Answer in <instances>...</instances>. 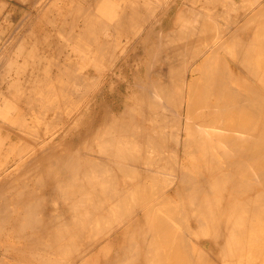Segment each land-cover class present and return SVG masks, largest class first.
Listing matches in <instances>:
<instances>
[{"label":"bare ground","instance_id":"6f19581e","mask_svg":"<svg viewBox=\"0 0 264 264\" xmlns=\"http://www.w3.org/2000/svg\"><path fill=\"white\" fill-rule=\"evenodd\" d=\"M32 1L35 5L38 2ZM49 1L55 5V0ZM73 1L74 5H65L67 13L49 11L46 1L45 9L49 8L51 14H46V18L40 16L46 34L30 31L37 13L31 19L34 25L29 24L32 28H25L29 33L25 35L30 37L31 32L33 37L28 39L36 42L35 45L39 42L38 46L43 42L51 53L57 49L64 54L65 42L75 40V52L81 51L86 59L91 55L92 61L86 62L85 58L81 61L77 53L79 56L75 57L80 62L67 52L62 61L57 59L55 51L52 54L55 59L47 57V65L44 48L23 46L25 36L21 40L12 39L8 49L16 48L15 41L17 46L22 45L18 46V53L25 58H31L35 51L37 55L42 52L45 58L39 55L38 61L27 59L30 64L33 62L32 69L28 67L32 77L26 79L27 74L23 75L24 82L19 84L20 78L17 83L12 76L13 79L2 75L10 69H6L8 64L1 66L5 57L1 58L0 66L7 72L0 68L4 72L0 73V80H7L8 87L5 86L6 93L1 82L0 96L17 93L15 87L23 85L17 97L12 94L13 102L22 100L37 109L45 103L46 108L41 109L44 115L55 114L52 118L64 120L62 124L67 129L63 135L56 131L44 139L41 134L40 139L37 134L40 136L44 124L40 128L35 125L40 133L35 131L33 136L38 138L33 141L28 129L27 134L23 133L24 124L32 117L25 122L26 117L17 118L19 124L23 123L22 134L33 142L29 139L32 147L26 145L27 149L22 147L19 152L18 141L19 153L5 154L11 160L1 153L6 161L0 164V236L3 239L2 234L7 237L10 234L15 241L4 238L5 242H12L10 245L0 241V247L5 249L0 248V264H14L13 258L6 255V249L9 252L10 248L15 253L13 256L24 257L20 258L21 264L30 259L32 264H246L248 258H252L253 264H264V235H261L264 231V27L254 29L255 22L263 15L257 12L252 15L255 11L252 7L251 16L236 13L235 20L228 19L224 26L218 17L233 18L229 13L236 11L237 6L230 10L226 4L236 5L239 1L111 0L112 4L110 0ZM242 1L244 4L245 0ZM179 4L177 21L173 24L172 8ZM260 4L261 10L264 9V4ZM248 6L241 7V12ZM57 16L63 18V23H57ZM58 31L60 37L55 35ZM123 33L131 36L119 41ZM117 41L121 43L116 46L121 48L112 51L111 45L115 46ZM25 47V53L31 52L27 50L30 47L33 52L22 54ZM3 49L2 53L13 55V49L11 54L6 46ZM104 49L113 56L112 60L109 54L106 57L110 60L107 67L103 58L100 61ZM15 58L10 61L16 62ZM13 61L7 63L12 66ZM23 65L27 67L25 62ZM33 67L34 75L39 76H33ZM102 71L105 76L100 74ZM42 72H47L45 78L40 76ZM33 77L43 83L35 82ZM97 77L100 81L105 77L98 94L105 93L100 98L96 93V98H92L87 91L97 83ZM27 80L34 83L28 85ZM76 87L82 91H78L79 95ZM42 90L47 98L42 96ZM109 91H115L114 97L108 95ZM75 93L81 104L79 99L73 103ZM86 96L92 99H85ZM2 103L4 109L10 106ZM34 106L30 109H35ZM16 108L13 110L17 112L22 107ZM8 115L1 118L11 116ZM19 115L24 116L25 111H18ZM42 115L38 116L39 120ZM36 117L32 124L41 121ZM11 120L15 126L17 121ZM52 124L55 123L46 127ZM44 130V135L49 132ZM22 142L25 144V140ZM67 142L71 145L63 148ZM75 142L83 145L75 147ZM17 145L10 148L17 149L14 148ZM0 148L1 151L2 145ZM13 150H9L10 154ZM48 203L53 205L49 211ZM193 238L197 242L193 243ZM257 254L259 259L255 257ZM26 255L31 256L29 260L25 259Z\"/></svg>","mask_w":264,"mask_h":264},{"label":"rangeland","instance_id":"374dc122","mask_svg":"<svg viewBox=\"0 0 264 264\" xmlns=\"http://www.w3.org/2000/svg\"><path fill=\"white\" fill-rule=\"evenodd\" d=\"M1 1H2V2L4 1V2H3V3L1 2L2 4L0 3V13H1V14H0V23H1V24H0V27L3 28V29L0 28V29H1L0 31L3 32L2 30H4V27L6 28V29L4 30V33L0 34V35H2V37L0 36V39L2 38V39H1V42H0V46H1V48H2V47L4 48V47L6 46V48L8 49V46H9V47H11V46H10V45H7V44H9V42H10L12 39H13V40H18V39L21 40V37L23 38V36H25V37L22 39V40H24V41L22 42V43H23V44H22L23 46H27V45H28V46H31V47L33 46V47H34V46L37 45V47H39L38 49H40V46H41L42 48H44L43 42H42V43L40 42V44H39L40 46H38V43H39V42L35 45L36 42H33V41H31L30 39H31V36L33 37V34L31 35V32L34 33V29H35V31L39 32V33H36V32H35L36 34H39V35L46 34V33H43V31H46V30H44V29H46V28H44L45 26L43 25L44 22H42V21H43V20H42L43 17H40V16H44V18H46V15H38L37 17L35 16L37 19L34 17V15H32V18H30V17H31V0H27V1H26L28 4H27L26 2H24L25 0L23 1V3L21 2V0H1ZM46 1H47V2H46ZM57 1H58V0H57ZM57 1H56V0L53 1V2H55V5L52 6V4H54V3H52V2H48V0H38V2H40V3L37 2L36 6H37V8L40 7L41 5H43V6H41V7H44V5H45L44 3L46 2V4L48 3L47 6L50 5L49 7L52 9V10H51L52 12H54L55 10H56L55 12H57V10H58V11H60V12H62V13H67V12L65 11V10L67 9L65 5L68 4L67 7H70L69 4H71V3H72V4L75 3L73 0H59L58 2H57ZM71 1H72V2H71ZM7 2H8V3H7ZM41 2H42L43 4H42ZM68 2H69V3H68ZM80 2H81V0H80ZM112 2H113V1L110 0V4H112ZM247 2H248V0L246 1V3H247ZM249 2H251V1H249ZM249 2L247 3V5L244 4V5H242V6H245V7H246V6L249 5L250 7L248 6L247 9H250V8H252V7H256V8H258L259 6H261L260 8H263L262 5H261L260 3L262 2V4H264V3H263L264 0H257L256 3H255V0L252 1V3L254 2V3H253L254 6H253V4L250 5ZM24 3H25V4H24ZM29 3H30V5H29ZM50 3H52V4H50ZM9 4L11 5V7L9 6ZM14 4H15V5H14ZM39 4H40V5H39ZM255 4H258V5H255ZM7 5H8V6H7ZM73 5H74V4H73ZM226 5H228V6H230V7H232V6L235 7V6H239L240 4H236V5L226 4ZM1 6H2V7H1ZM15 6H16V7H15ZM36 6H35V7H36ZM51 6H52V7H51ZM55 6H57V7L55 8ZM221 6H222V5H221ZM61 7L63 8V10H62ZM223 7H227V6L224 5ZM10 8H11V10H10ZM15 8H16V9H15ZM53 9H54V11H53ZM108 10H109V9H108ZM263 10H264V9L261 10V15L264 16V14H263L264 11H263ZM6 11H7V12H6ZM14 11H15V12H14ZM37 11H38V10H37ZM262 11H263V12H262ZM11 12H12V13H11ZM13 12H14V13H13ZM18 12H19V13H18ZM26 12H28V13L26 14ZM69 13H71V12H69ZM4 14H5V15H4ZM13 14H15L16 17H15V16H12ZM29 15H30V16H29ZM67 15H68V14H67ZM261 15H259V16H261ZM26 16L29 17V18L26 19ZM221 16H222V15H221ZM221 16H220V17H221ZM223 16H224V19H225V20L222 19V18H220V17H218V18H219V21L221 22V24L224 25V26L227 25V23H225V22H226L228 19H230L231 21L235 20V17H234V16H232L233 18H230V16H227V15H226V16L223 15ZM223 16H222V17H223ZM263 16H262V18H263ZM1 17H3V19H1ZM12 17H13V19H12ZM65 17H66V16H65ZM68 17H69V16H68ZM70 17H71L72 19H75L74 17H76V16H71V15H70ZM70 17H69V18H70ZM256 17H257V16H256ZM6 18H7V19H6ZM18 18H19V19H18ZM20 18H21V19H20ZM24 18L26 19V21H23ZM34 18H35V20H36V21H34V23H35V22H36V23H35V26H32V25H34V23H33V21H32V20H34ZM40 18H41V19H40ZM55 18H56V17H55ZM61 18H62L61 16H59V17L57 16V18H56L57 23H59V24L63 23V22H61ZM66 18H67V17H66ZM76 18H77V17H76ZM240 18H242V17H240ZM262 18H259L258 20L256 19L258 22H257V21L255 22L256 25H255L254 29H257L256 26H258V30H259L260 28H263V27H264V26H263L264 24L262 25V27H261V25H260V24H262V23L264 22V18H263V22H262V20H261ZM8 19H9V20H8ZM25 19H24V20H25ZM28 19H29V20H28ZM31 19H32V20H31ZM58 19H59V20H58ZM64 19H65V18H64ZM79 19H80V18H79ZM1 20H2V21H1ZM18 20H19V21H18ZM20 20H21V21H20ZM62 20H63V18H62ZM75 20H78V18L75 19ZM223 20H224V21H223ZM259 20H261V23L259 22ZM5 21H6V22H5ZM27 21H28V22H27ZM63 21H64V20H63ZM176 21H177V15H171V17H170V22H172V23L174 24ZM222 21H223V22H222ZM2 22H3L4 25L2 24ZM19 22H20V25H19ZM22 22H23V23H22ZM24 22L27 23L28 25H29V24L31 25V24L33 23V24L31 25L33 28H32L30 25H29V27H27V26H26L27 24H25L24 27H23ZM29 22H30V23H29ZM60 22H61V23H60ZM21 23H22V24H21ZM172 23H171V24H172ZM257 23H258L259 25H257ZM17 24H18V25H17ZM234 24H235V23L232 22V26H233ZM1 25H2V26H1ZM12 25H13V26H12ZM36 25H37V26H36ZM237 25H238V23H237ZM17 26H18V27H17ZM19 26H20V27H19ZM234 26H235V25H234ZM15 27H16V28H15ZM18 28H19V29H18ZM21 28H22V29H21ZM25 28H29V30H30V28L33 29V31L30 30L31 32L28 30V31L30 32V35H29L30 37H28V34H29V33L27 32V29H26V31H25ZM14 29H15V30H14ZM17 29H18V31H17ZM20 29H21V30H20ZM10 30H11V31H10ZM19 30H20V31H19ZM23 30H24V31H23ZM39 30H40V31H39ZM21 31H22V32H21ZM1 32H0V33H1ZM6 32H7V34H6ZM8 32H9V33H8ZM11 32H12L13 34H15V35H12ZM25 32L28 33V34L26 33L27 36L25 35ZM46 32H47V31H46ZM58 32H59V31H58ZM22 33H24V34L22 35ZM41 33H42V34H41ZM53 33H54V32H53ZM5 34H6V35H5ZM10 34H11V35H10ZM16 34H17V35H18V34H19V35L21 34V35H20V36L18 35V36H19V38H18V36H16ZM58 34L61 35V32H59V33L55 32V35L60 37V35H58ZM68 34H69V33H68ZM7 35H8V36H7ZM64 35H65V34H64ZM64 35H62V36H64ZM66 35H67V34H66ZM4 36H5V37H4ZM9 36H10V37L12 36V37L9 38ZM68 36H69V35H68ZM130 36H131V35H128V34L125 35V33H123V34H122V37H123V38H122L121 40H119V41H122L123 39H127V38H129ZM13 37H14V38H13ZM15 37H16L17 39H16ZM26 37H27V38H26ZM7 38H8V39H7ZM28 38H30V39H28ZM61 38H62V37H61ZM63 38H65V37H63ZM63 38H62V39H63ZM118 38H119V37H118ZM6 39H7V40H6ZM9 39H10V40H9ZM3 40L6 41V42L4 43ZM32 40H34V39L32 38ZM60 40H61V39H60ZM62 41H66V40L64 39V40H62ZM71 41H72V44H71ZM71 41H69V39H68V43L65 42V43H66V44H65V48H66V49H64V50H66V51L64 52V54L60 53L61 51H58L57 49L55 50L56 53H57V55H55V56H57V59L62 60V59H63V55H65V57L67 56V54H65V53L67 52L68 54H74V58H76L75 56H76L77 53H78V54L80 55V58H78V57H77V58L80 59L81 61H85V60H86V62H87V61H92V60H93V57H92L91 55H90V57H89V55H87V56H86L87 59H86V58L84 57V55L81 53V51H79V52H78V51L75 52V48H76V47H75L74 45L77 44V43H74V42H77V41H75V40H74V41L71 40ZM119 41L115 42V43H116L115 46H113V44H112V45H111V48H112V49L109 48L108 50L111 49L112 51H114V49H117V50L120 49L121 47L116 46V45H118ZM2 42H3V43H2ZM13 42H14L13 45L15 44L16 46H14V47H16V48H9V49H10V50L8 49L9 51L6 49V50L8 51V53H10V52L12 51L11 49H13V51H15V52L12 51L13 55L10 53L11 56H10L9 54H7L6 52H3V53H2L1 51H2L3 48H2V49L0 48V52H1V55H2V56H0V60H1V61H0V64H1V62L4 60V58H2V57H5V60H4V61H5V62H4L5 65H4V63L2 62L1 66H3V67L6 66V67H7V64L10 66V64H13V63H11V62L14 60V59H12V60L10 61V59H11V58H15L16 55H17V57L19 56V58L16 57L15 59H17V60L19 59L18 62L20 61L21 64L18 63L17 60H15L16 62L13 61V62H14V65H12V66H10V67L8 66V67L6 68V69H8V68L10 69V71L8 70V71H9V72H8L9 74H8V73H7V74L4 73V72L6 71V70L4 71L5 68H3V67L0 66V68H3V71H4V72H3V71H1L2 69H0V73L3 72L4 74H2V75H4V76H8V75H9V77L12 76V77L14 78V80L17 81V83H18V81H19V80H17V79L20 78L19 84H20V82H21V83L24 82L23 79H24V76H26V74H27V76H26L25 78L27 79V77L29 76V72H32L30 69H32L33 62H31V64H30V61H28V62L26 61L27 59H28V60H30V59L33 60V58H37V60H36V59H35V60L38 61V56H39V55H40V57H43V58H44V56H46V59L44 58L45 60L42 59V58H39V60L42 59V62H43V60L46 61L47 63H46V62H43V63H46L47 65H48L47 57L49 58V56H52V57H51L52 60L55 59V57L53 58L54 55H52V54H55V51H54V50H51L52 53H51L50 51L47 52L48 47H47V49L44 48L45 51H44L43 49L38 50V52H39V51L41 52V51L43 50L42 52H44V56H43L42 52H41V53H38V55H37V52L35 51L34 53L37 55V57H35V54L31 53V52H33V49H30L31 47H30V48L27 47V48H29V49H27V50H30V51H31V52H30L31 54H30L29 51H28V53L30 54L31 58H30V57L25 58V57H27V56H23V55H21L20 53H18V52H19L18 50H20L18 46H20L21 44L17 46V44L15 43V41H13ZM16 42H17V43H19V42L21 43V41H16ZM26 42H27V43L29 42V44H27ZM31 42H33L34 44L32 43L33 45H32V44L30 45ZM10 43H11V42H10ZM120 43H121V42H120ZM120 43H119V44H120ZM1 44H2V45H1ZM3 44H4V45H3ZM41 44H42L43 46H42ZM73 44H74V45H73ZM22 45H21V46H22ZM17 47H18V49H17ZM33 47H32V48H33ZM37 47H36V48H37ZM73 47H74V49H73ZM34 49H35V48H34ZM105 49H106V48H105ZM105 49H104V51H105L106 56H104L105 54H101V55H103V56L105 57V58H104L103 56L101 57V56L99 55V56H100V61H101V58H103L104 62L106 61V62L108 63V61H110V60L113 59V58H112L113 56H111L110 52H109L108 50L106 51ZM24 50L26 51V47L23 49L22 54L29 55V54L25 53ZM35 50H37V49H35ZM48 50H50V49H48ZM70 50H72V51H70ZM3 51H5V49H3ZM69 51H70V52H69ZM73 51H74V53H73ZM104 51H103V52H104ZM16 52H17L19 55H18ZM46 52H47V53H46ZM53 52H54V53H53ZM106 52H107V53H106ZM14 53H15L16 55H15ZM45 53H46V54H45ZM48 53H51V54H48ZM58 53H60V56H58ZM112 53H114V52H112ZM6 54L9 56V58H8L9 61H7V58H6L7 55H6ZM47 54H48V56H47ZM108 54H109L111 57H110ZM4 55H5V56H4ZM14 55H15V56H14ZM32 55H33V56H32ZM41 55H42V56H41ZM79 55H77V56H79ZM81 55H82L83 57H81ZM8 56H7V57H8ZM20 56H21V57L23 56V58H25V60H23V62H21V60H22L23 58H20ZM72 56H73V55H72ZM108 56L110 57V58H109L110 60H107V59H106V57L108 58ZM10 57H11V58H10ZM65 57H64V59H65ZM1 58H2L3 60H2ZM51 58H50V59H51ZM77 58H76V59H77ZM84 58H85V60H84ZM111 58H112V59H111ZM50 59H49V60H50ZM57 59H56V60H57ZM78 59H77V60H78ZM82 59H83V60H82ZM89 59H90V60H89ZM94 59H95V56H94ZM96 59H97V58H96ZM98 59H99V58H98ZM98 59H97L96 61H99ZM80 60H78V61H80ZM6 61L9 62L10 64L7 63ZM62 61H64V60H62ZM81 61H80V62H81ZM24 62H25V64L27 65V67H26L25 65H23ZM42 62H40L41 64H40V63H38V64H40L41 66L45 65V64H43ZM93 62L95 63V61H93ZM106 62H105L104 65L107 67V65L109 66V63L107 64ZM94 63H93V64H94ZM91 64H92V62H91ZM91 64L89 63L90 66H91ZM93 64H92V65H93ZM28 65H29V66H28ZM47 65H45V66H47ZM34 66H38V68H39V67L42 68V67L39 66V65H34ZM45 66H44V67H45ZM94 66H95V64H94ZM94 66H93V68L96 69V67H94ZM11 67H12V68H11ZM28 67H31V68L29 69ZM47 67H48V66H47ZM47 67H46V68H47ZM27 69H28L29 71H28V72H25V71H27ZM20 70H21V71H20ZM34 70H36V69H34V67H33V76H39V75H34ZM54 70H55V69H54ZM39 71H41V70L39 69ZM44 71H46L45 68H44ZM44 71H43V72H44ZM95 71H96V70H95ZM6 72H7V71H6ZM36 72H38V70L35 71V73H36ZM43 72H42V73H43ZM13 73H14V75H12ZM24 73H25V74H24ZM42 73H41L40 76H44V78H45L47 72L43 73V75H42ZM55 73H56V70H55ZM97 73H98V72H97ZM99 73H100V72H99ZM36 74H37V73H36ZM38 74H40V72H39ZM100 74H103V71H102V73H100ZM23 75H24V76H23ZM30 75H31V74H30ZM95 75H96V74H95ZM16 76H18V77H16ZM19 76H20V77H19ZM102 76H105V73H104ZM12 77H11V78H12ZM21 77L23 78L22 81H21ZM30 77H32V76H29L28 78H30ZM13 78H12V79H13ZM35 78H36V77H33V78H31V79H35ZM44 78H43V79H44ZM97 78H98V77H97ZM26 79H25V80H26ZM41 79H42V77H41ZM92 79H95V78H92ZM92 79H91V80H92ZM98 79H99V78H98ZM98 79H96V80H98ZM10 80H11V79H10ZM45 80H46V79H44V83H46ZM91 80H90V82H91ZM101 80H103V81H100V79H99V80H98L99 82L97 81V83H94V82H96V81L93 80V83H94L95 85H93L92 82H91V83L89 82L90 84L93 85V87H92V86H89V87L94 88L96 85H98V86L95 87L94 90H93L92 88H90V89H91V90H90L89 87H88L87 90L89 89V91H87V92H88L87 95H89L90 97L93 96L94 98H96V95L98 94V92H100V91L102 90L101 87L103 86V82L105 81V77L101 78ZM3 81H4V82H2V81L0 80V84H1V82L3 83V85L1 84V89L4 90V88H5V92H6V91H7V88H6V87H8V85H7V83L5 84V82H7V80H3ZM11 81H12V80H11ZM27 81H29V80H27ZM27 81H26V82H27ZM36 81H37V80L35 79V82H36ZM26 82H25V83H26ZM31 82H33V81L30 80V81L28 82V85H30ZM39 82L41 83L42 81H41V80H40V81H37V83H39ZM100 82H101V83H100ZM33 83H34V82H33ZM42 83H43V82H42ZM113 83H115V82L113 81ZM22 84H23V83H22ZM31 84H32V83H31ZM90 84H89V85H90ZM24 85H25V84H24ZM2 86H3V88H2ZM5 86H6V87H5ZM20 86H21V85H20ZM25 86H26V85H25ZM25 86H24V87H25ZM21 87L23 88V85H22ZM26 87H27V86H26ZM26 87H25V89H26ZM15 88L18 89V90L16 89V90L18 91V92L16 91L17 93H19V92H20V89H22V88H19V87H15ZM76 88H77V87H76ZM1 89H0V91H1ZM27 89H28V88H27ZM31 89H32V88H31ZM78 89H79V88H77V91H76L77 93H78L79 90H81V89H79V90H78ZM98 90H100V91H98ZM8 91H9V89H8ZM13 91H14V89H13ZM21 91H23V90H21ZM40 91H41V90H40ZM92 91H93V92H92ZM42 92H43L42 96H43L44 98H47V96H45L46 94H44L45 92H44L43 90H42ZM42 92H41V93H42ZM81 92H82V91H79V93H81ZM6 93H7V92H6ZM17 93H15V91H14V92H8V95H9V96H10V94H11L10 97L7 96V94H4L5 96H7V98H6L4 95H1V96H0V100L3 99L2 102L4 101V103H6V104H5L6 107L8 106L7 103L10 105V106H8V107H9V110H8V107L4 109V104L0 101V106L2 105L4 111L6 112L5 114H3L4 111H3L2 107H0V108H1V110H0V125H1V126H0V146L2 145V148H3V149L0 151V164H1L4 160L6 161V159H7V160H11V159H12V157L7 158V155H5V154H8V156H13V155L16 156L17 153H19L20 151H22V150H21L22 147H23L24 149H27V146H28V145H31V147H32V144H29V139H30V138L27 137L28 135H24V134H22V131H23L22 129L25 128L23 133H26V131H25L26 129H28L29 131H30V129H31V131L33 130V131H34V134H33V132H31V131L29 132V131L27 130V133H30V135H31L32 137H34L35 134H36L37 132H39L41 129H43V130L40 131L41 133L39 132V133H40V136L37 134V136H38L40 139H41L43 136H44V137H43V139H44L46 135H47L46 138H48V137H50V135H52V134H53L54 132H56V131L60 132V134L63 135V134H64V133H63V132H64L63 130H66V129H67V127L63 125L64 123L62 124V121L64 122V120L61 121V119H56V118L53 119V118H52V117H55V114H50V115H51V116H50L49 113H47L46 115H44L45 112H42L41 109H42V107H45V108H46V106H44L45 103H44V104L41 103V104H43L42 106H40L41 104L38 105V109H40V110H38V109L36 108L37 106H34V105H33L34 108L36 109V111H39V112L41 111L40 113H38V112H36V111L33 112L35 109H30V108H33V106H32V107H29V106H28L29 104H28L27 102H26V104H25V101L19 100V101H21V102H20L21 105H20V104H17L19 101H18V102H16V101L13 102V99L15 98L14 96L17 97V95H16ZM39 93H40V92H39ZM79 93H78V95H79ZM96 93H97V94H96ZM103 93H105V92L102 91V94H103ZM107 93H108V95H110L111 97H114V95H115V91H114V92L109 91V92H107ZM12 94H14V96H13ZM90 94H91V95H90ZM102 94L99 93V94L97 95V97L99 96L98 98H100ZM73 95L75 96V97H74L75 100L73 101V103H75V101H76L77 99H79V100H78V102H79V101H80V98L78 97V95H76V93L73 94ZM112 95H113V96H112ZM3 96H4V98H2ZM18 96H19V95H18ZM42 96L40 97V94L38 95V97H40V98H42ZM89 96H86V97H84V98H85V99H86V98H89V99H92V98H93V97L90 98ZM11 97H13V98H11ZM19 97H20V96H19ZM76 97H77V98H76ZM1 98H2V99H1ZM8 98H9V99H8ZM24 98H25V97H24ZM74 98H73V99H74ZM4 99H5V100H4ZM10 99H12V100H10ZM16 99H17V98H16ZM22 99H23V98H22ZM14 100H15V99H14ZM22 102H24L25 106H24V104H23ZM78 102H76V103L78 104ZM112 102H113V101L111 100L110 102H108V103L106 102V103H107V104H110V103H112ZM22 104H23V105H22ZM79 104H81V101L79 102ZM17 105H18V107L20 106V108L22 107V108H21L22 110L19 109V110H17V112H16V109H18V108H16ZM14 106H15V108H16L15 110H13V109H14ZM30 106H31V105H30ZM60 106H65V105H60ZM60 106H59V107H60ZM40 107H41V108H40ZM70 107H71V106L69 105L68 109H69ZM10 108H11V111H10ZM24 108H27L26 110H28V108H29L30 110H32L31 113H30L28 116H27V114H28V112H29L30 110L27 111V113H26V110H25ZM61 108L64 109L65 107H61ZM6 109H7V111L10 112V113L8 112L9 115L7 114ZM12 110L14 111V114H15V115H14L13 113H11ZM44 110H45V109H43V111H44ZM1 111H2L3 113H1ZM18 111H19V112H21V111H25V115H24V116H21V115L18 116ZM15 112H16L17 114H16ZM36 113H37V114H36ZM2 114H3V115H8V116L11 115V116H10V117H6V116H5L4 118H1V116H3ZM12 114H13V115H12ZM21 114H22V113H21ZM23 114H24V113H23ZM31 114H32V115H31ZM33 114H34V115L36 114L37 117H36V115L34 116ZM39 114H40V115L43 114L42 116H43V117L45 116L44 119H46L47 121H46V120H43V117L41 116V117H42V120H41V119H40V120H41V121H44V122H41V121L39 120V117H40ZM16 115H17L16 120H13L14 118L12 119V120H13L12 123H14V121H17V122H15V126H16V125H17V126H20V124L23 125V123H20V124H19L18 121H19L20 119L23 120L22 118H24V117L27 118V119H26V118L24 119V122H25V120L28 121V119H29L30 117H32V119H33L34 117H36V118H37V121L39 120L40 122H38V123H34V122L36 121L35 118H34L35 121H34L33 124H32V122H31L32 119L30 118V122L28 121V124H29V125H28V124H24V126H25L24 128L22 127V125H21L20 127H17V126H16V128H15L14 124H11V123H10V120H11L12 117H14V116H16ZM30 115H31V116H30ZM38 116H39V117H38ZM89 116H90V118H91L92 115L90 114ZM19 117H20V119L17 120V118H19ZM21 117H22V118H21ZM7 118H10V120H9V119H8V120H5V119H7ZM49 118H51V120H50ZM55 119H56V120H55ZM12 120H11V121H12ZM52 120H54V121H56V122H52ZM57 120H58V121H57ZM7 121H8V122H7ZM27 121H26V122H27ZM45 121H46V122H45ZM48 121H49V123H48ZM20 122H21V121H20ZM50 122H51V123H55V124H52V126H50V128L46 127L47 125H48V126L51 125ZM60 122H61V123H60ZM16 123H18L19 125L16 124ZM30 123H31L32 128H34V127H36V126H37V127L39 126V128H40L42 124H44V125H42V127L40 128V130H39V128H38V131H36V130H37V127H36V130H35V128L32 129L31 126H30ZM41 123H42V124H41ZM46 123H48V124L46 125ZM58 123H60L61 126H58ZM38 124H39V125H38ZM12 125H13V126H12ZM26 125H27L28 127L30 126V127H29L30 129H29ZM33 125H34V126H33ZM35 125H36V126H35ZM62 125H63V126H62ZM3 126H6V127L3 128ZM44 126H45V128H44ZM54 126H56V127H54ZM57 126H58V127H57ZM1 127H2V128H1ZM7 127H8V128H7ZM52 127H53L54 129H53ZM6 128H7V129H6ZM51 128H52L53 131H49ZM8 129H10L13 133L10 132ZM44 129H48V130H46V131H49V132H47L45 135L43 134V133H44L43 131H45ZM57 129H58V130H57ZM14 130H15V132H14ZM21 130H22V131H21ZM61 130H62V131H61ZM17 131H18V132L21 131V133H18ZM35 131H36V133H35ZM16 132H17V133H16ZM42 132H43V133H42ZM50 132H51V133H50ZM14 133H15V134H14ZM27 133H26V134H27ZM49 133H50V134H49ZM19 134H20V136H24V138L22 137L23 139H20L21 137L19 138ZM41 134H42L43 136H42ZM48 134H49V135H48ZM30 135H29V136H30ZM33 135H34V136H33ZM3 136H5V137H4L5 139H2V142H3V143H2V142H1V137H3ZM37 136H36V137H37ZM41 136H42V137H41ZM6 137H7V139H6ZM36 137L32 138V140L34 139L33 141H35V140H36V139H35ZM38 137H37V138H38ZM68 137H69V135H68ZM26 138H27V141H26ZM19 139H20V140H19ZM67 139H68V138H67ZM14 140H15V141H14ZM23 140H25V144L22 145V143H23L22 141H23ZM32 140L30 139V141H32ZM37 140H39V139H37ZM13 141H14L15 143H12ZM18 141H19V142H18ZM20 141H21V142H20ZM33 141H32V142H33ZM8 142H9V143H8ZM17 142H18V145H19V149H20V150L18 149ZM27 142H28V143H27ZM32 142H31V143H32ZM10 143L17 145V147L14 146V148H17V149H14V150H13V148H10V145H12V144H10ZM20 143H21V144H20ZM26 143H27V144H26ZM75 143H76V142H75ZM75 143H74V146H75V147H80V146L83 145V144L81 143V145L79 146V145H78V144H80V142H79V143H76V144H77V146H76ZM9 144H10V145H9ZM21 145H22V146H21ZM26 145H27V146H26ZM63 145H64V144H63ZM69 145H71V144L67 142V144L65 143V145H64L63 148H65V147L68 148ZM8 146H9V148H8ZM29 147H30V146H28V148H29ZM0 149H1V148H0ZM5 149L8 150L9 153L6 152ZM3 150H5V151L3 152ZM9 150H10V151L13 150L14 152L12 151L13 153L11 152V154H10V151H9ZM18 150H19V152H17ZM1 153H3V155H4V157H5L6 159H4L3 156H1ZM5 161H4V162H5ZM3 164H4V163H3ZM1 166H2V165H1ZM1 166H0V169L2 168ZM46 192H47V194H48L49 191H46ZM43 193H45V192H43ZM48 205H51V206H48ZM47 206L49 207V208L47 207L48 211H49V209H51V208L53 209V205H52L51 203H48ZM50 211H51V210H50ZM176 225H177L178 227H179V226L181 227V225H179V224H176ZM6 235H7V234H6ZM6 235L2 234L3 239H2V237L0 236V241H1V242H2V240H4V238H5V239L9 238L10 240L7 239L9 242L12 241V239H13L14 236H12V235L9 234V237H7L8 235H7V236H6ZM261 235H264V231L261 233ZM5 236H6V237H5ZM10 236H11V237H10ZM193 237H194V236H193ZM11 238H12V239H11ZM13 240L15 241V238H14ZM194 240H195V239L193 238V243H194ZM5 241H6V240H4V245L8 243V242H5ZM195 241H196V240H195ZM1 242H0V245H1ZM196 242H197V241H196ZM2 244H3V242H2ZM8 244H9V243H8ZM10 244H12V242H11ZM10 244H9V245H10ZM116 244L118 245L119 242H117ZM2 247H3V246H1L0 248L2 249V251H4L5 249H3ZM1 249H0V251H1ZM247 250H248V249H247ZM247 250H245V252H246ZM2 251H1V252H2ZM6 251H7V252H6ZM6 251H5V252L7 253L6 255H8L7 257H9V258H13L12 262L15 261L14 264H19V262H20V264L23 263V261H20V258H21V260H22L24 257H23V258H22V257L17 258L16 255L13 256L15 253H14V251L11 250V248H10V250H9V252L11 251L10 253L8 252L7 249H6ZM206 252H207V254H208L209 251H206ZM245 252H244V254H246ZM8 253H9V254H8ZM12 253H14V254H12ZM11 254H12V255H11ZM10 255L13 256V257H10ZM27 256H28V255H26L25 259H28V260H29L31 256H29V258H28ZM57 256H58V255H51V257H53V258H56ZM257 256H258V254H257L255 257H257ZM14 257H15V259H14ZM42 257H43V256H42ZM42 257H40V258H42ZM58 257L60 258V256H58ZM58 257H57V259H58ZM255 257H254V259L256 260ZM16 258H17V260H16ZM245 258H246V256H245ZM257 258H258V257H257ZM259 258H260V257H259ZM259 258H258V259H259ZM18 260H19V261H18ZM248 260H249V258L247 259V262H246V259H245L246 264H247V263H248V264H253V262H252V258H250L249 261H248ZM16 261H18V262H16ZM30 261L32 262L31 259L29 260V262H30ZM29 262H28V263L26 262V264H32V263H29ZM8 263H11V262H8ZM24 263H25V261H24ZM33 264H35V263L33 262ZM242 264H243V263H242Z\"/></svg>","mask_w":264,"mask_h":264},{"label":"crops","instance_id":"0c3cea01","mask_svg":"<svg viewBox=\"0 0 264 264\" xmlns=\"http://www.w3.org/2000/svg\"><path fill=\"white\" fill-rule=\"evenodd\" d=\"M36 1H38V0H36ZM51 1H52V0H51ZM78 1H80V0H77V2H78ZM81 1H82V0H81ZM238 1H239L238 4H240V3L243 4V3H242V2H243L242 0H241V1H240V0H236V2H238ZM245 1H247V0H245ZM245 1H244V4H246ZM250 1H251V0H250ZM32 2H33V1L31 0V14H32V15L34 14V16H37V13H38V15H41V14L43 15V13H44V15H46V14H47V15H48V14H51V13L49 12V11L52 10L51 8H50V9H49V8L45 9V8H46V5H45L44 7H40V8H41V10H40V8H37V7L35 8L36 5L33 4L34 2H33V3H32ZM49 2H50V1H49ZM241 4H240V5H241ZM244 4H243V5H244ZM33 5H35V6H33ZM195 5H196V4H195ZM197 5H198V6L200 5V7H201V4H200V3H198ZM198 6H197V7H198ZM200 7H199V8H200ZM238 7H239V6H237L236 8L233 7L234 9H237V10H236V11H231L230 13L228 12L229 15H231V16L234 15V16H235L236 13H238L237 15H239V16H244V15H249V16H251V15H250L251 13H252V15H253V14L256 15L257 13H261V8H260V7H259V8H260V9H259L260 11H259V10H256V9H258V8L254 7L255 11H252V10H251V11H252L251 13L249 12L250 9L247 10V8L244 9V12H241V11H243V9H241V7L244 8L245 6H240V9H239ZM33 8H34V9H33ZM179 8H180V4H179V6H176V5L173 6V8H172V13H171V14L176 15V14H177V11H178ZM222 8H223V7H222ZM222 8H221V6H220V10H221ZM227 8L230 9V8H232V7H227ZM36 9H37L38 11H37ZM48 9H49V11H48ZM229 9H228V10H229ZM238 9H239V10H238ZM251 9H252V8H251ZM254 9H253V10H254ZM230 10H232V9H230ZM246 10H247V13L245 12ZM33 11H35V12H33ZM234 12H235V14H234ZM240 12H241V15H240ZM248 12H249V13H248ZM253 12H255V13L257 12V13L255 14V13H253ZM242 13H244V14L242 15Z\"/></svg>","mask_w":264,"mask_h":264}]
</instances>
